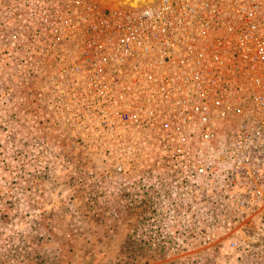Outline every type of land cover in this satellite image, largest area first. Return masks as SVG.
Returning a JSON list of instances; mask_svg holds the SVG:
<instances>
[{
    "label": "built area",
    "instance_id": "obj_1",
    "mask_svg": "<svg viewBox=\"0 0 264 264\" xmlns=\"http://www.w3.org/2000/svg\"><path fill=\"white\" fill-rule=\"evenodd\" d=\"M0 29L32 166L84 215L134 219L127 264L187 252L188 216L213 220L205 245L264 198V0H0Z\"/></svg>",
    "mask_w": 264,
    "mask_h": 264
},
{
    "label": "rangeland",
    "instance_id": "obj_2",
    "mask_svg": "<svg viewBox=\"0 0 264 264\" xmlns=\"http://www.w3.org/2000/svg\"><path fill=\"white\" fill-rule=\"evenodd\" d=\"M9 133L11 131L0 133V258L7 256L5 257L7 260L8 256H11L12 250H17L22 254L28 244L34 247L33 249L37 253L40 252L45 255L58 253L62 258L66 254L65 248L69 244L72 245H69L68 250H75L73 245L85 243V239L89 235L92 243H97L94 237L95 234H93L94 230L89 235L86 234L88 233L86 230L89 228V223L93 219L83 216L81 218L75 214L79 210L83 212L82 203H77L79 201L75 199H64L70 193L72 187H68L66 184H62L63 186L60 187V183H50L48 180L47 182L44 180L31 181L30 170L34 168L32 166V149H10L9 137L11 135ZM38 151L39 149H37ZM34 153L36 154L35 151ZM74 159L77 163L82 161L78 156ZM60 188L61 190H59ZM261 188L264 193V187ZM71 200L75 202H71ZM255 201L256 207L253 208L250 215L243 218V220L246 218L247 220H242V222L236 224L231 223L236 226L233 228L231 225V229H226L221 221L220 225L223 226L221 229L218 228V230L208 234L206 237L208 243L205 245L202 243L206 236L204 235V229H206L205 226L210 219L203 221L188 216L185 218V223L188 225V234L185 235L191 238V243L187 252L179 256L169 254L166 257L164 255L159 257L155 253L148 252L147 256L141 254L135 263L143 264L145 261V264H178L177 261L185 255H193L194 253L202 255L207 248L210 254L209 261L214 260V264H264V241L259 242L256 239V237H263L264 234H261V232L258 235L254 233L251 237L255 239L251 240L250 236L243 235V232H241V228L247 225L249 221L264 213V198ZM27 209H29L30 217L27 214ZM123 215V212H121V216ZM115 218L119 217L115 216ZM125 218V229L128 235H126L125 240L124 235H120V240L116 235L119 244L109 247L110 253L107 256L111 264H127L128 251L125 246L131 240L128 230L133 225L134 219L131 220L128 216ZM217 219L221 220L220 217ZM233 219L227 218V225ZM209 223H213V220L211 219ZM214 224L219 225L217 220ZM200 229L203 233L200 232ZM97 236L100 237V235ZM110 238H113V235ZM221 242H225L229 248H231V242H236L241 246L246 244L248 249L240 251L231 248L236 253L233 260L235 263L228 260L224 262H221L223 260L217 261V245H220ZM45 249L47 250L44 251ZM38 257L37 255L35 264H39L38 259L40 257ZM0 264L2 263L0 262ZM7 264H10V262Z\"/></svg>",
    "mask_w": 264,
    "mask_h": 264
},
{
    "label": "crops",
    "instance_id": "obj_3",
    "mask_svg": "<svg viewBox=\"0 0 264 264\" xmlns=\"http://www.w3.org/2000/svg\"><path fill=\"white\" fill-rule=\"evenodd\" d=\"M62 186L63 185L61 182L60 187H62ZM59 190H61V188ZM64 199H65V197H64ZM71 202H75V201L71 200ZM77 203H80V202H77ZM27 214L28 215L30 214L29 209H27ZM75 214L77 216H80L81 218H82V216L83 217H89V216L84 215V213L81 212L80 210ZM115 216H118L119 218H115ZM29 217H30V215H29ZM125 217L126 216H124V215L120 216V214H115L113 216H110V215H104V214L101 215V213L98 215H94V216L89 217V218H92L93 221H91L89 223V228H88V230H86L88 233H86V234L89 235L90 233L93 232L92 230H94L93 234H95L94 237H95V240L97 243H95V242L92 243L91 236L89 235V237H87V239H85V243H79V244L73 245L75 247V250L69 251L68 250L69 245L70 246L72 245V244H69L65 248L66 254H64V257L61 258V264H111L110 260L107 259V256L110 253L109 247H111V246L114 247V246H116V244H119V242L117 243V238L119 237L118 240H120V235H124V240L126 239V235H128V233L125 229V227H126V218ZM244 220H247V218ZM234 227H236V226L234 225L233 228ZM237 228H235V229H237ZM241 229H242L241 232H243V235L245 234V235L250 236V237L254 233L257 235L260 234V232H261V234H264V213L263 214L261 213L260 216L257 215V217L253 218L251 221L248 222L247 225H245ZM97 235H100V237H98ZM111 235H113V238H110ZM116 235H118V237ZM253 238L254 237H251V240L255 239V238L254 239ZM256 239H258L259 242L264 241V236L259 237V238L256 237ZM33 248L34 247H31L28 244V246L25 248V250L22 254L17 252V250L16 251L12 250L11 256H8L7 260L5 258L7 256L0 258V262L2 264H7L9 262H10V264H13V263H16V264H21V263L22 264H25V263L26 264H35L36 260H37V255L39 257H44L46 255L44 253H40V252L37 253L36 251H34ZM46 250L47 249H45L44 251H46ZM217 250H218L216 253L217 254L216 260L217 261L223 260L221 262H224V261L228 260L229 262L232 261L233 263H235L233 260H234V256L236 255V253H234L233 250L225 244V242H221L220 245H217ZM49 254L50 253H48V255ZM231 258H232V260H231Z\"/></svg>",
    "mask_w": 264,
    "mask_h": 264
},
{
    "label": "trees",
    "instance_id": "obj_4",
    "mask_svg": "<svg viewBox=\"0 0 264 264\" xmlns=\"http://www.w3.org/2000/svg\"><path fill=\"white\" fill-rule=\"evenodd\" d=\"M2 39L3 37L0 29V44ZM5 54H7V52H5ZM7 60L9 61H4L0 55V133L11 131V133H9L11 135L9 137V144L11 145L9 146L10 149H30V128L28 127L26 120L22 121L23 123L18 121V119L21 118L22 108H17V113L11 109L13 99L20 97L21 88L19 86V80L21 75L20 73H16L15 68L11 65V60L8 55ZM41 168L42 167L39 168L35 166L30 170L31 181L44 180L47 182L50 175L47 171ZM175 221V237L183 240V234H181L182 231L178 233L176 230V228L178 231L180 230V225L183 223V219L177 217ZM203 259H205V256Z\"/></svg>",
    "mask_w": 264,
    "mask_h": 264
},
{
    "label": "water",
    "instance_id": "obj_5",
    "mask_svg": "<svg viewBox=\"0 0 264 264\" xmlns=\"http://www.w3.org/2000/svg\"><path fill=\"white\" fill-rule=\"evenodd\" d=\"M106 2L118 3L121 5L139 6L140 4H152L155 0H104Z\"/></svg>",
    "mask_w": 264,
    "mask_h": 264
}]
</instances>
